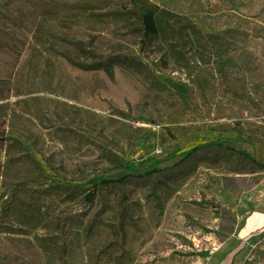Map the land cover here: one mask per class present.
<instances>
[{"label": "rangeland", "instance_id": "rangeland-1", "mask_svg": "<svg viewBox=\"0 0 264 264\" xmlns=\"http://www.w3.org/2000/svg\"><path fill=\"white\" fill-rule=\"evenodd\" d=\"M2 120L0 264H264V0H0Z\"/></svg>", "mask_w": 264, "mask_h": 264}, {"label": "trees", "instance_id": "trees-1", "mask_svg": "<svg viewBox=\"0 0 264 264\" xmlns=\"http://www.w3.org/2000/svg\"><path fill=\"white\" fill-rule=\"evenodd\" d=\"M131 14L136 15L140 21H141V27L139 28L140 32V46L143 51H150L153 49L154 44L157 40L159 31L156 25L155 21V15L153 12H151L148 9L138 7V5L134 4L133 9L130 10ZM193 27V26H192ZM120 65H125L128 68L134 69L138 72H143L142 71V63L131 58V57H125V56H120L116 55L113 57L108 58L105 61L99 62L96 64L94 67L97 69H102L104 70L107 74H109L111 77L114 75V68L116 66ZM173 85H175L179 90L182 91V86L172 82ZM7 135H6V122L5 120L0 121V141H7ZM213 147H218L224 150H229L234 152V150L228 146L225 145L224 140H218L214 142H208L203 145H199L193 150L187 152L184 154V159L183 161H186L193 157L196 153L199 151L206 149V148H213ZM240 154L243 158L247 159L250 163L255 165L256 167L264 170V163L259 162L255 157H253L250 153L245 152V151H240L237 152ZM162 161H157L152 164L147 170L145 171H139L135 168L134 165L131 164H119L116 166L117 168H120L122 170H126L128 172L127 177L122 178V180L118 181V184L122 186L126 182V180L129 177H133L136 179H143V178H149L152 177L153 175L157 173H161L164 169L160 168V164ZM91 184V190H90V195L88 196L89 198L93 199L94 194L102 188L110 187L115 184L112 180H106L104 177H97L92 180H90ZM84 186V185H83ZM82 185H70V184H65V188L68 189H81L83 187ZM85 187V186H84Z\"/></svg>", "mask_w": 264, "mask_h": 264}]
</instances>
